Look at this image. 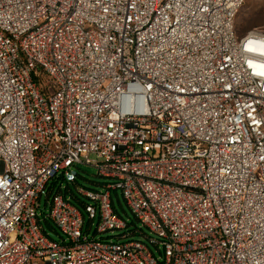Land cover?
<instances>
[{"label":"built area","instance_id":"obj_1","mask_svg":"<svg viewBox=\"0 0 264 264\" xmlns=\"http://www.w3.org/2000/svg\"><path fill=\"white\" fill-rule=\"evenodd\" d=\"M246 1L0 0V264H264V29L238 37ZM79 164L109 181L82 207L54 184ZM119 191L159 259L96 240L128 227Z\"/></svg>","mask_w":264,"mask_h":264},{"label":"rangeland","instance_id":"obj_2","mask_svg":"<svg viewBox=\"0 0 264 264\" xmlns=\"http://www.w3.org/2000/svg\"><path fill=\"white\" fill-rule=\"evenodd\" d=\"M235 28L238 37H243L247 35L250 31L255 29H264V0H247L244 7L240 11L236 22ZM92 160H96L93 156ZM75 170L78 173L76 182H68L64 180H56L55 187L56 191L60 188L63 194L73 201V203L78 204L82 207L81 201L84 202L82 196L79 193L80 188H85L88 190L102 191L103 186H105L109 181L99 176L98 169L93 166H87L84 164H79L75 166ZM115 201V210L117 213L127 222L128 227L122 231H114L108 234H97L96 240L105 241H139L146 244L152 252L156 254L159 259L160 254L155 245L152 244L149 238L157 239V237L151 233L147 228L143 227L141 223L138 222L135 215L128 207L122 192L113 193ZM119 200V201H118ZM42 210L48 214L50 208L45 210V199L42 203ZM46 231L51 235L55 241H61V237L56 228L48 223H44ZM89 219L86 220L85 233L89 228ZM97 230V222L94 224L92 230L89 234V238L92 239ZM123 235H129L127 239H120Z\"/></svg>","mask_w":264,"mask_h":264},{"label":"trees","instance_id":"obj_3","mask_svg":"<svg viewBox=\"0 0 264 264\" xmlns=\"http://www.w3.org/2000/svg\"><path fill=\"white\" fill-rule=\"evenodd\" d=\"M39 81L41 82V83H43V78L41 77V78H39ZM119 201V200H118ZM75 205H78V204H75ZM79 206V205H78ZM114 206H115V201H114ZM80 207V206H79Z\"/></svg>","mask_w":264,"mask_h":264},{"label":"water","instance_id":"obj_4","mask_svg":"<svg viewBox=\"0 0 264 264\" xmlns=\"http://www.w3.org/2000/svg\"><path fill=\"white\" fill-rule=\"evenodd\" d=\"M74 174H77L76 172L74 173ZM60 180H64V178H63V176L62 175H60Z\"/></svg>","mask_w":264,"mask_h":264}]
</instances>
